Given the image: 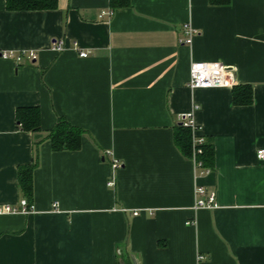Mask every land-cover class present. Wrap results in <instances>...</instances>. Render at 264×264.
<instances>
[{
  "label": "crops",
  "instance_id": "obj_1",
  "mask_svg": "<svg viewBox=\"0 0 264 264\" xmlns=\"http://www.w3.org/2000/svg\"><path fill=\"white\" fill-rule=\"evenodd\" d=\"M185 24L197 30L189 46ZM9 51L36 58L0 59V206L25 199L32 211L0 215V264H264V0H58L27 11L0 0ZM199 61L226 65L232 86H252V103L234 105L232 86L190 89ZM195 105L208 175L191 158L194 134L188 156L175 142L178 116ZM27 107L39 132L17 127ZM59 118L84 131L77 151L51 149ZM35 155L28 199L17 173ZM198 186L215 208L196 207Z\"/></svg>",
  "mask_w": 264,
  "mask_h": 264
},
{
  "label": "built area",
  "instance_id": "obj_2",
  "mask_svg": "<svg viewBox=\"0 0 264 264\" xmlns=\"http://www.w3.org/2000/svg\"><path fill=\"white\" fill-rule=\"evenodd\" d=\"M105 15L110 16L112 14L111 11H107L104 13ZM184 37L180 40L182 45H191L193 37L197 34V30L193 28L190 24H185L184 27ZM52 50L56 52H61L64 50V44L62 41H54L52 43ZM87 51H80L78 56L80 58L88 57ZM36 58L33 52H2L0 53V59L6 61H12L16 65H19L24 59L27 61H32ZM235 83L234 76L230 70H228L227 66L218 61L216 62H207V61H199L192 62L189 69V81L187 86L192 90L197 89H213L222 86H232ZM198 109L195 105L193 107L192 112L183 113L178 116L179 125L190 130L194 135L192 137V160L195 164L196 169H198L200 175H208L211 170L204 165V162L201 159L203 154V147L206 144V141L201 136H196V125L194 123V119L192 113L194 110ZM257 157L260 160H264V148H258L256 150ZM110 167L112 173H115L118 169H120L121 164L116 159H111ZM115 186V180L113 177L110 178L107 182V187L113 188ZM196 195L200 196V198L196 201V207L198 208H207L213 209L216 207L215 202V193H207L205 189L201 186L196 187L195 190ZM205 196V198H201ZM19 207L12 206H0V215H8L15 213L28 214L32 211V207L28 204L25 199H22L19 202ZM134 216L138 215L137 212L133 213ZM203 257L198 256V260H202Z\"/></svg>",
  "mask_w": 264,
  "mask_h": 264
},
{
  "label": "trees",
  "instance_id": "obj_3",
  "mask_svg": "<svg viewBox=\"0 0 264 264\" xmlns=\"http://www.w3.org/2000/svg\"><path fill=\"white\" fill-rule=\"evenodd\" d=\"M8 10H53L57 7L58 0H6ZM216 0H210L215 2ZM111 8L128 6L129 0H109ZM232 103L234 105H248L253 101L252 86L248 84H236L232 86ZM17 127L23 131L36 133L40 130V113L38 108L27 107L16 110ZM84 131L73 127L65 119L59 118L54 129L49 133L47 140L50 142L53 151H77L81 145ZM175 142L184 155L190 154V134L188 129L178 126L175 133ZM202 161L207 166L213 155L212 145L205 144L203 147ZM37 167V156L28 166L18 168V185L24 197H32V174Z\"/></svg>",
  "mask_w": 264,
  "mask_h": 264
},
{
  "label": "water",
  "instance_id": "obj_4",
  "mask_svg": "<svg viewBox=\"0 0 264 264\" xmlns=\"http://www.w3.org/2000/svg\"><path fill=\"white\" fill-rule=\"evenodd\" d=\"M133 264H135V263L133 262Z\"/></svg>",
  "mask_w": 264,
  "mask_h": 264
}]
</instances>
